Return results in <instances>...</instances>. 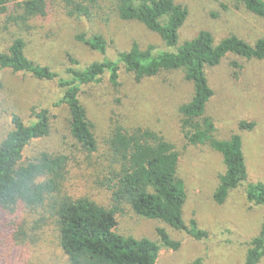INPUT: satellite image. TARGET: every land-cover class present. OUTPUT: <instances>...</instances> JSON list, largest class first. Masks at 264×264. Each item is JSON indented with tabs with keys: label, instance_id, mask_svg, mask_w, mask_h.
<instances>
[{
	"label": "trees",
	"instance_id": "obj_1",
	"mask_svg": "<svg viewBox=\"0 0 264 264\" xmlns=\"http://www.w3.org/2000/svg\"><path fill=\"white\" fill-rule=\"evenodd\" d=\"M233 1L239 10L264 20V0ZM59 15L73 20L107 22L116 18L138 22L157 34L166 48L142 49L134 43L129 51L112 60L106 57L107 43L101 34L88 38L81 34L76 36L77 40L104 59L86 67L72 60L65 76H60L29 59L27 43L21 37H16L6 48L0 47V75L9 70L58 84L61 98L55 106L68 108L70 136L81 151L97 156L91 163L96 182L111 198L110 207H106L88 197L70 195L65 190L68 155L43 152L36 158L24 159L33 141L50 135L49 109L32 108L28 121L13 115L12 129L0 143V264H10L9 259L26 262L24 254L30 249L25 239L27 234H23V239L19 232L14 234L13 244L6 245V249L3 236V217L21 206L38 212L34 227L30 220L26 225L40 236L38 241L45 245L42 247L45 253L53 238L54 247L65 257V264H156L162 250L175 252L181 248L182 243L172 239L163 228L157 230V242L118 233L116 216L127 207L138 217L162 222L194 240L208 238V233L195 220L189 224L184 221L187 191L179 176L180 154L172 143L149 129L127 130L114 125L105 140V148L100 151L80 95L83 87L100 83L105 76L118 85L122 67L138 83L162 72L183 71L186 80L194 86L192 99L179 110L185 138L191 146H209L219 153L225 167L219 176L215 202L224 204L232 191L246 184L248 202L264 206V184L247 183L242 136L234 133L227 140L216 138L214 121L206 116L207 104L214 96L207 70L218 67L229 56L264 61V37L252 44L230 34L218 42L211 32L204 30L180 44L179 34L188 20L189 9L175 0H0V17L5 18L6 27L11 25L20 31L31 29L33 21ZM232 66L241 67L237 62ZM3 88L0 77V92ZM255 126L242 121L238 128L248 131ZM8 250L10 256L5 259ZM263 257L264 225L259 236L249 243L244 264H260ZM191 264H202V259Z\"/></svg>",
	"mask_w": 264,
	"mask_h": 264
},
{
	"label": "rangeland",
	"instance_id": "obj_2",
	"mask_svg": "<svg viewBox=\"0 0 264 264\" xmlns=\"http://www.w3.org/2000/svg\"><path fill=\"white\" fill-rule=\"evenodd\" d=\"M175 1L189 9L188 20L179 34L180 44L204 30L211 32L218 42L230 34H236L252 44L264 37V20L239 10L233 0ZM30 25L31 29L20 31L11 25L6 27L5 18L0 17V47L6 48L16 37H21L27 43L28 58L49 67L60 76H65L72 60L86 67L104 59L77 40L76 36L81 34L87 38L101 34L107 43L106 57L112 60L129 51L134 43L142 49L150 46L166 48L161 38L142 24L116 18L105 22L73 20L59 15L41 22L33 21ZM233 62L241 67L234 68ZM207 76L214 96L207 104L206 116L214 121L216 138L227 140L234 133H239L248 168L247 183L264 184V61L229 56L218 67L208 69ZM0 77L4 84L0 92V143L12 129L10 119L13 115L28 121L32 108L49 109L50 135L33 141L26 149L24 159L36 158L43 152L68 155L65 190L75 198L88 197L110 207V194L98 186L91 165L97 156H88L76 146L68 129V108L65 105L55 106L61 98L58 84L9 70ZM193 92V84L186 80L181 70L162 72L138 83L122 67L118 85L105 76L100 83L83 87L80 99L93 124L100 151L105 148V140L114 125H121L127 130L149 129L175 146L180 154L179 176L187 191L184 221L189 224L195 220L199 228L208 233V238L194 240L162 222L138 217L128 207L123 214L116 216L117 232L157 242V230L163 228L172 239L182 243L178 251L162 250L156 264H191L198 259H202V264H244L249 243L259 236L263 228L264 206L248 202L246 184L232 191L224 204L215 202L219 176L225 171L222 156L209 146L189 145L182 128L179 110L190 102ZM242 121L255 123L256 126L253 130L239 131L238 125ZM37 213L21 206L5 214V246L13 244L11 239L18 232L20 239L27 234L25 239L30 245L24 254L25 263L24 260H10L9 250L5 259H9L10 264H65V257L54 247V239L45 253L42 249L45 245L38 241L40 236L26 225L30 220L34 227ZM260 264H264V257Z\"/></svg>",
	"mask_w": 264,
	"mask_h": 264
}]
</instances>
